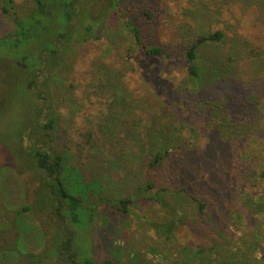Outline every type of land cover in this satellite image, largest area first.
I'll return each mask as SVG.
<instances>
[{"label": "rangeland", "instance_id": "1", "mask_svg": "<svg viewBox=\"0 0 264 264\" xmlns=\"http://www.w3.org/2000/svg\"><path fill=\"white\" fill-rule=\"evenodd\" d=\"M14 1L21 12L34 9V0ZM247 2L118 0L143 43L160 46L163 55H145L109 16L98 38L76 45L68 72L42 71L40 64L30 72L57 113L60 128L51 145L68 152L69 165L89 183L82 204L98 212L91 229L71 223L80 258L93 247L94 260L109 256L117 264H264V12ZM90 6L98 16L102 5L91 0ZM13 29L0 12V36ZM216 30L223 39L202 46L197 63L202 76L216 75L214 63L231 73L200 83L178 52ZM36 41L0 45V162L6 152L19 160L0 168V264H39L34 258L50 250L61 229L49 207L38 210V180L19 155L32 99L21 88L28 75L15 62L24 52L38 54ZM251 49L261 56H251ZM161 149L180 156L150 169L146 159ZM145 180L160 202L138 193ZM190 195L205 204L202 214ZM102 197L132 203L120 214Z\"/></svg>", "mask_w": 264, "mask_h": 264}, {"label": "trees", "instance_id": "2", "mask_svg": "<svg viewBox=\"0 0 264 264\" xmlns=\"http://www.w3.org/2000/svg\"><path fill=\"white\" fill-rule=\"evenodd\" d=\"M97 2L98 5H102L98 16H93L90 13L91 0L84 6L81 4L82 0H34V9L29 12L18 10L19 6L16 5L14 0H2L0 7L1 14L14 24L11 35L0 36V45L10 43L11 40L13 41L12 45L15 47L22 39H35L34 36L30 35L33 32L39 36V41H36L38 48H40L39 53L30 54V52H26L30 62L28 63L29 69L25 72L28 75L26 76L27 85L21 88L27 94H30V100L32 99L28 106L31 110V122L21 130L18 142L19 155L21 154L20 156L23 157L24 164L27 165L30 174L38 180L42 200L38 210L49 207L61 224V229L57 234H52L51 243L48 247L50 250L34 258L39 264H53L55 261L61 264H117L119 262V260L109 256L94 260L93 247H91L90 254L87 257L80 258L77 252L78 249L74 245L77 232L74 231L71 223L79 224V229L84 228L85 223L91 229L92 220L98 212L93 207L82 204L80 194L86 191L89 183L82 182L81 174L77 168L69 165L68 152L56 151L51 145L56 141L55 137L58 136L57 132L60 128L56 117L57 113L51 100L37 89L34 82L36 77L33 75L35 73L32 75L30 73L39 64L42 71L46 69L47 71L68 72L71 68L76 45L89 38H98V29L104 27L103 25L109 16H115L120 20L122 25L133 35L134 41L145 55L158 57L164 54V50L160 46L145 45L143 43L139 27L119 7L118 0H97ZM247 3H253L252 6L260 9V12H264V0H248ZM79 14H81V19L76 18ZM263 16L261 22L264 23ZM41 19L45 22L43 23ZM16 29L18 30L16 31ZM11 37L14 38L10 39ZM222 39L223 33L221 30L199 34L194 42L179 50L178 55L184 62L186 72H188L190 78H196L200 80V83H203L201 77L206 80L210 78L216 80L223 74L228 75V73H231L230 69H220L219 65L214 63L216 69L214 73L216 75L214 77H209L211 75L202 76L197 63L198 50L202 46L218 43ZM258 48H263V46L259 45ZM249 52L252 54L251 56H261V51L251 49ZM166 56L170 57L169 54H166ZM260 64L257 63L258 66ZM179 156L180 150L174 154L173 150L165 153L161 149V151L151 153L146 159V163L150 169L159 168L163 164L167 163L166 165H168L171 160ZM15 159L19 165L17 155L4 153L0 168L3 165H10L11 168H14ZM260 176H264V170L260 173ZM152 187L153 184L145 180L142 185L137 187V191L148 200L158 201L154 194L148 192ZM261 197V205L264 206V196L261 195ZM190 198L195 203L198 212L202 214L205 204L200 202L194 195H190ZM101 200L102 203L108 205L110 210L120 214H126L132 203L128 197H122L115 201L102 197ZM34 205L36 204L33 203L32 206L23 205L17 212H27L31 207H35ZM260 210L264 212L263 209ZM249 244L252 243L249 242ZM186 249L190 248L187 247ZM195 250L198 253L203 251V249ZM247 254L251 258V254L248 252ZM19 264L24 263L19 262Z\"/></svg>", "mask_w": 264, "mask_h": 264}, {"label": "flooded vegetation", "instance_id": "3", "mask_svg": "<svg viewBox=\"0 0 264 264\" xmlns=\"http://www.w3.org/2000/svg\"><path fill=\"white\" fill-rule=\"evenodd\" d=\"M34 37H36L35 39L39 41V36L38 35L35 34ZM26 60H28L27 53H25L22 56H20V61L21 62H18V61L15 62L16 66H18V68L21 70V72L24 71V74L29 69V66H28L29 64L25 63ZM37 72H39V70H37Z\"/></svg>", "mask_w": 264, "mask_h": 264}, {"label": "water", "instance_id": "4", "mask_svg": "<svg viewBox=\"0 0 264 264\" xmlns=\"http://www.w3.org/2000/svg\"><path fill=\"white\" fill-rule=\"evenodd\" d=\"M33 35V34H32Z\"/></svg>", "mask_w": 264, "mask_h": 264}]
</instances>
